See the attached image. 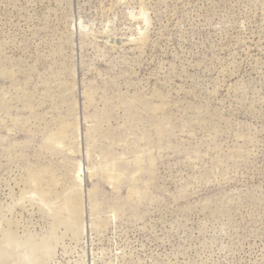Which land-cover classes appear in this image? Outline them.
<instances>
[{
  "label": "rangeland",
  "instance_id": "rangeland-1",
  "mask_svg": "<svg viewBox=\"0 0 264 264\" xmlns=\"http://www.w3.org/2000/svg\"><path fill=\"white\" fill-rule=\"evenodd\" d=\"M0 264H264V0H0Z\"/></svg>",
  "mask_w": 264,
  "mask_h": 264
}]
</instances>
